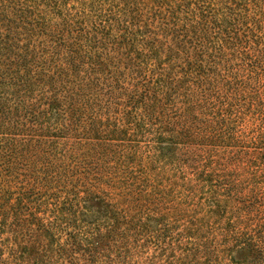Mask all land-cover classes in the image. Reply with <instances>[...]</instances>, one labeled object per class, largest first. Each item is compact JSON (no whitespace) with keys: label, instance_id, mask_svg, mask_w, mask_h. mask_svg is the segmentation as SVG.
Instances as JSON below:
<instances>
[{"label":"rangeland","instance_id":"1","mask_svg":"<svg viewBox=\"0 0 264 264\" xmlns=\"http://www.w3.org/2000/svg\"><path fill=\"white\" fill-rule=\"evenodd\" d=\"M0 264H264V0H0Z\"/></svg>","mask_w":264,"mask_h":264}]
</instances>
